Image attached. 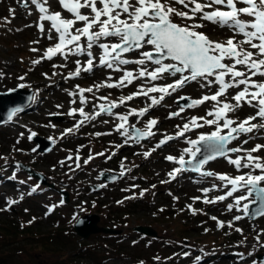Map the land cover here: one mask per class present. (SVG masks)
Instances as JSON below:
<instances>
[{
	"label": "rangeland",
	"instance_id": "rangeland-1",
	"mask_svg": "<svg viewBox=\"0 0 264 264\" xmlns=\"http://www.w3.org/2000/svg\"><path fill=\"white\" fill-rule=\"evenodd\" d=\"M172 6L190 13L191 6L188 9L177 3ZM46 7L49 14L59 12L62 18L73 19L72 13L64 9L59 0H47ZM82 12L89 14L90 10L82 9ZM41 15L32 0H0V89L22 85L31 87L33 94L26 108L0 122V227H8L7 221H16L25 227L7 242L0 231L3 242L0 264H264V257L257 255L264 253V212L251 217L243 206L253 195L237 205L236 198L247 195V189L238 188L232 196H226L233 186L219 179L221 174L229 178L249 172L260 174V169H237L229 163V158H246V150L257 144L264 145V127H260L264 125V118L257 116L245 125L256 124L252 132L234 133L235 138L230 139L229 145L241 151H229L207 160L202 164L205 171L179 163L181 156H191L185 149L197 147L188 143L189 140L212 133L218 126L220 132L230 130L256 115L255 101L253 105L241 101L240 106L235 107L233 97L242 86L228 89L219 101L208 100L195 106H190L192 102H179L177 97L182 94L201 99L218 91L217 84L202 86L206 81L198 78L175 91L169 90V94L149 92L121 103L122 98L133 93L173 84L180 74L165 73L161 79L153 81L150 77L138 76L141 68L151 71L157 67L150 61L145 65H119V70L116 65L109 68L100 64L103 49L99 44L117 43L115 37H102L87 49L88 41L82 36L79 43L85 51L76 53L74 46L69 45L72 52L66 50L65 55L57 53L51 59L43 58L46 50L58 42V34L52 29L51 21L41 20ZM172 19L182 25H202L195 30L212 41L226 42L234 35L229 27L204 20L200 14L193 20L175 16ZM40 24L44 25L43 32ZM83 26L84 22L77 21L73 31ZM96 30L98 28L94 27L93 31ZM236 39L242 40L243 36L237 34ZM244 47L249 48L248 45ZM150 49L152 46H145L122 53V58L138 60L143 58L141 52ZM89 59L93 60V66L84 71ZM36 60L40 62L33 63ZM78 67L79 75H70ZM237 68L245 70L241 65ZM128 71L137 78L131 83L124 81L126 86H120L117 82ZM209 79L214 80V77ZM229 79L225 77L226 81ZM252 79L259 82L264 77L257 75ZM89 88L91 92L86 91ZM81 89L85 91L81 93ZM161 95L164 96L162 100ZM153 97L159 103L149 107ZM224 102L233 105V110L217 123L206 124L205 120L216 119L215 111ZM108 104H115L111 112L102 111L103 105H107L105 109L110 107ZM81 108L88 119L79 111H73ZM144 108L148 111L139 115V110ZM132 110L136 112L130 114ZM54 112L63 116H51ZM209 112L213 115H208ZM121 116H127V120H121ZM193 117H203L196 121L203 127H192ZM152 119L157 121L150 129L154 135L134 137L130 126L135 124L147 129ZM225 119L234 123L223 128ZM186 123L191 130L177 136ZM120 124L124 127L118 129ZM36 132L52 137L53 145L47 150L40 149L32 135ZM170 155L175 160H167ZM253 155L264 158V149ZM18 159L42 170L53 184L40 181L17 164ZM241 163L247 160L242 159ZM177 168L181 171L173 178L169 173ZM102 169L117 170L120 174L107 180L100 176ZM208 172L215 175H205ZM61 186L69 190L67 199L58 189ZM204 189L209 191L204 192ZM222 195L226 197L224 200L205 203V198L213 200ZM196 197L199 199H194ZM9 201L16 203L9 205ZM230 204L233 205L231 210L228 209ZM94 210L100 214V224H109L107 220L111 216L118 218L121 232L96 230L81 236L73 227V221L79 213ZM236 216L242 218L235 220ZM138 222L150 223L157 234L136 229L134 225ZM218 222H224V226L218 227ZM40 233L46 234L49 242L40 241L44 237Z\"/></svg>",
	"mask_w": 264,
	"mask_h": 264
},
{
	"label": "snow or ice",
	"instance_id": "snow-or-ice-1",
	"mask_svg": "<svg viewBox=\"0 0 264 264\" xmlns=\"http://www.w3.org/2000/svg\"><path fill=\"white\" fill-rule=\"evenodd\" d=\"M32 3L36 4L39 12L43 14L40 16V19L51 21L52 29L58 34V42L46 50L43 58L51 59L57 53L65 55L66 50L67 52H72L73 48H69V45L74 46L76 53L85 51L79 43L82 36L86 37L88 41L87 49H91L93 44L97 43L102 37H115L118 39L117 43L99 44V47L103 49L100 64H106L109 68L116 65L117 70H119V65L130 63L145 65L146 61H150L157 65V67L151 71L147 70V68H141L138 76H147L153 81L161 79L165 73H169L172 76H175L177 73L180 74V78L175 80L173 84H167L162 87L153 86L146 91L142 90L133 93L122 98L121 103L123 100L133 99V96L147 95L149 92L159 91L162 94H169V90L175 91L189 80L195 81L198 78H203L206 81V84L202 86H211L215 83L219 88L211 96L205 95L201 99L193 100L190 106L199 105L208 100L219 101V98L228 89L243 86L233 97L236 102L235 107H239L241 101L249 105H253L255 101L256 103L253 106L258 108L256 115L248 117L236 127H231L226 135L219 134L221 127L218 126L217 130L209 135L201 134L198 140H189L188 143L193 146L197 145L198 141L203 142L204 147L209 153L206 159L198 160L197 170H199L200 164L215 158V155L223 156L227 151H241V149L236 148L226 149L225 144L230 139L235 138L233 133L252 132L257 125L251 124L250 126H245L249 121L256 119L257 116L264 118V80L257 82L252 79V77H256L257 75L264 77V0H204V2H200V0H59L61 6L72 13L73 19H64L59 12L49 14V10L46 7L47 0H43V3L40 0H32ZM173 3L183 5L185 9L191 6L190 13L189 11L178 10L172 6ZM98 4L100 7L97 6ZM241 4L244 6L238 7ZM82 9L90 10L89 14H84ZM197 14H200L204 20L229 27L233 30L234 35L229 37L226 42L212 41L203 33L195 30L202 27V25L195 23L182 25L173 22L172 19L175 16L193 20ZM122 16L124 18H121ZM77 21L84 22V26L82 28H75L73 31ZM39 27L43 32L44 25L40 24ZM94 27H97L98 30L93 31ZM237 34L242 35L243 39L237 40ZM51 38L49 36V39ZM244 45H248L249 48L246 49ZM145 46H152V50L141 52V57L143 58L134 61L122 58V53L142 49ZM32 51H36V49H32ZM88 55L91 57L90 51ZM225 59H228L231 63H225ZM166 60H170L173 63H165ZM39 62V60L33 61V63ZM77 64L79 65V61H77ZM237 65L243 66L245 70L238 69ZM92 66L93 60L89 59L87 67L83 70L89 71ZM79 73L80 69L78 67L77 71L70 73V75H79ZM226 76L230 77L227 81L225 80ZM209 77H214V80L209 79ZM135 78L137 77H134L133 73L128 71L124 73V76L117 83L120 86H126L124 81L131 83ZM21 79L23 78L21 77ZM108 86L112 87L114 85ZM84 91V89H81V93ZM86 91L91 92L92 89L89 88ZM163 98L164 96L161 95L160 99L162 100ZM81 100L83 101L82 95ZM157 103H159V100L153 97L152 104L149 107ZM114 106L115 104L112 105V107ZM233 107L230 103L224 102L222 107L217 108L215 111L216 119L205 120L204 122L206 124L217 123L228 111L233 110ZM101 110L111 112V107L105 109L102 106ZM18 111L20 109H15L10 114L9 119H11V115H14ZM73 111H79L81 115L85 116V119L89 118L82 108L78 110L73 109ZM147 111L148 108L141 109L139 110V115L143 116ZM135 112L136 110H132L130 114H134ZM178 114L173 113L172 115ZM208 115H213V112H209ZM120 119L126 121L127 116H121ZM197 119L204 118L193 117L191 126L203 127L202 124H197ZM233 123L232 120L225 119L222 127L229 128ZM156 124L157 121L155 119L149 120L145 131L141 132L137 129L136 132L139 136H152L154 133L150 129ZM117 127L120 129L124 125L120 124ZM260 127H264V125H260ZM190 130L189 124L186 123L183 126V130L177 133V136H182L184 132ZM121 134L125 135L126 133ZM32 135H35V133ZM172 138L167 137V139ZM164 142L161 141V143ZM262 149H264V145L257 144L252 149L246 150V158L239 156L235 159L229 158V163L235 165L237 169L241 167L260 169L259 175H253L251 172L235 176L234 178H229L223 174L219 175L220 180L227 181L228 184L233 186L226 193V196H232L238 188L247 189V195L236 198L237 205L242 200H246L249 196H252L253 193H255L260 201L264 202V187L260 186L261 182H264V162H262L264 158L253 155V153L259 152ZM184 151L191 152V155L196 157L200 148H195V150L185 149ZM145 155L147 156L149 153H145ZM166 159L173 161L175 157L170 155ZM242 159H246L247 163L242 164ZM87 162L85 161V163ZM179 163L184 165L183 156L180 157ZM179 171H181L180 168L174 169L169 175L174 178L175 173ZM205 175L211 176L215 174L208 172ZM35 190L34 188L33 191ZM203 191L207 192L209 190L204 189ZM140 194L143 195V192ZM225 198L223 195L217 196L213 200L205 198V203H215L217 200H224ZM194 199H199V197ZM13 203H16V201H9V205ZM232 207L233 205H228L229 210ZM243 207L247 213L248 204H244ZM241 218V216L234 217L235 220H240ZM212 219L215 220L216 217H212ZM228 225L231 227V222H228ZM223 226L224 222H218V227ZM236 231L239 232L241 229H236Z\"/></svg>",
	"mask_w": 264,
	"mask_h": 264
},
{
	"label": "water",
	"instance_id": "water-1",
	"mask_svg": "<svg viewBox=\"0 0 264 264\" xmlns=\"http://www.w3.org/2000/svg\"><path fill=\"white\" fill-rule=\"evenodd\" d=\"M173 22L175 21L173 20ZM151 50L152 49H150V51ZM224 62L226 63V61ZM170 63H173V62H170ZM32 95H33L32 88L24 87L22 85L8 87L6 89H0V122H4L8 120L10 114L13 113L15 109L26 108L32 99ZM197 99H198L197 97H189L186 94H182L177 97V100L183 104H189L193 100H197ZM108 106L111 107V104H108ZM12 116L13 115H11V117ZM51 116L61 118L63 115L61 113L54 112L51 114ZM130 129L133 131V135L136 138L141 137L137 134L136 132L137 129L140 130L141 132L146 130L145 128H140L139 126L135 124H132L130 126ZM227 133L228 132H222L219 134L226 135ZM209 134H206V135H209ZM33 137L37 140V146L42 150L49 149L54 143V139L52 137L44 135L39 132H36L35 135H33ZM196 140H198V138ZM229 141L225 144V148L234 149V146L229 145ZM196 148H200V151L197 152L196 157H193L191 155L190 157L184 158V161H185L184 166H187L193 170H197L198 160H204L209 155L208 151L204 147L203 142L198 141ZM215 156H218V155H215ZM17 164L21 165L29 173L36 175L40 181L48 182L51 185L53 184L52 181L47 180L46 174L42 170L37 169L36 167H33L29 162L24 161L22 159H18ZM205 169L206 168L202 167V164L199 165L200 171H205ZM119 174L120 173L117 170H111V169H102L100 172V176L107 180L116 178ZM260 186L264 187V184H261ZM58 189L62 192L63 197L67 199L69 196L68 189L63 186L59 187ZM253 194H254V197L248 202V209H247L251 217H255L256 215L264 212V202L260 201L256 197L255 193ZM99 217H100L99 212L95 210L79 213L73 221V226L75 230L81 236H87L91 231H96V230H103V231L115 232V233L121 232V227L119 226H114L111 224H100L98 222ZM134 227L146 233H154V234L157 233L155 227H153L150 223L138 222V223H135ZM257 255L261 258L264 257V253H258Z\"/></svg>",
	"mask_w": 264,
	"mask_h": 264
},
{
	"label": "trees",
	"instance_id": "trees-1",
	"mask_svg": "<svg viewBox=\"0 0 264 264\" xmlns=\"http://www.w3.org/2000/svg\"><path fill=\"white\" fill-rule=\"evenodd\" d=\"M155 218H161L159 215H155L154 216ZM107 222L111 225H114V226H118V223H119V219L115 218L114 216H111L109 220H107ZM7 226L8 227H0V231L2 232V238L7 242L8 240L12 239V238H15L14 236H16V234L22 232L25 227L22 225H19L18 223H16V221H7ZM106 224V223H105ZM27 225H29V223H27ZM26 226V225H25ZM39 235H42L44 236L43 238L41 237V240L42 242H49V239L48 238H45L47 237L46 234H39ZM3 243V242H2ZM1 241H0V247H1Z\"/></svg>",
	"mask_w": 264,
	"mask_h": 264
},
{
	"label": "bare ground",
	"instance_id": "bare-ground-1",
	"mask_svg": "<svg viewBox=\"0 0 264 264\" xmlns=\"http://www.w3.org/2000/svg\"><path fill=\"white\" fill-rule=\"evenodd\" d=\"M23 11V10H22ZM20 13V12H19ZM33 18V17H32ZM21 19V18H20ZM31 19V18H30ZM27 20V19H26ZM33 20V19H32ZM29 21V20H28ZM243 87V86H242ZM213 88V87H212ZM237 89V88H236ZM212 90V89H211ZM235 95V94H234ZM77 113V112H76ZM255 114V113H254Z\"/></svg>",
	"mask_w": 264,
	"mask_h": 264
}]
</instances>
